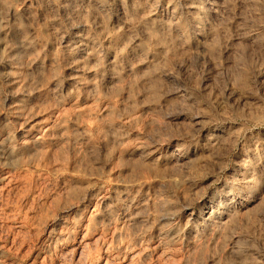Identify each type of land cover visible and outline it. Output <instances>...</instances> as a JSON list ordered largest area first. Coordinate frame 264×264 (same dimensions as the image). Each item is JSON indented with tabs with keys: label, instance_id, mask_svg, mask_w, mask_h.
I'll use <instances>...</instances> for the list:
<instances>
[{
	"label": "rangeland",
	"instance_id": "rangeland-1",
	"mask_svg": "<svg viewBox=\"0 0 264 264\" xmlns=\"http://www.w3.org/2000/svg\"><path fill=\"white\" fill-rule=\"evenodd\" d=\"M0 29V264H264V0H0Z\"/></svg>",
	"mask_w": 264,
	"mask_h": 264
},
{
	"label": "bare ground",
	"instance_id": "bare-ground-1",
	"mask_svg": "<svg viewBox=\"0 0 264 264\" xmlns=\"http://www.w3.org/2000/svg\"><path fill=\"white\" fill-rule=\"evenodd\" d=\"M3 1V0H2ZM21 1V0H20ZM30 4V3H29ZM179 4V3H178ZM191 4V3H190ZM198 4V3H197ZM161 7V6H160ZM8 9V8H7ZM32 9V8H31ZM173 9V8H172ZM21 10V9H20ZM9 12V11H8ZM4 15V14H3ZM25 15V14H24ZM104 18V17H103ZM7 21V20H6ZM26 21V20H25ZM24 21V22H25ZM32 21V20H31ZM5 23V22H4ZM117 23V22H116ZM7 24V23H6ZM123 24V23H122ZM20 25V24H19ZM3 26V25H2ZM168 26V25H167ZM166 26V27H167ZM146 28V27H145ZM199 28V27H198ZM89 29V28H88ZM1 30V29H0ZM116 32V31H115ZM109 33V32H108ZM110 33H111V31H110ZM155 33V32H154ZM3 35H4V33H3ZM32 35V34H31ZM88 35V34H87ZM79 37V36H78ZM109 37V36H108ZM111 41V40H110ZM6 42V41H5ZM22 43V42H21ZM88 43H90L89 42V40H88V38L86 37H84V38H77V39H75L74 40V42L71 44V47H73L75 50H78L79 51V53H82L81 55H83V53L85 54V51H86V47H87V44ZM7 44V43H6ZM91 44V43H90ZM89 44V45H90ZM105 44V43H104ZM125 44V43H124ZM26 45V44H25ZM21 46H22V44H21ZM13 47V46H12ZM119 48V47H118ZM2 49V48H1ZM8 49V48H7ZM32 49V48H31ZM89 49V48H88ZM10 50V49H9ZM2 51V50H1ZM12 51V50H11ZM77 51V52H78ZM90 51H91V49H90ZM142 51V50H141ZM15 52V51H14ZM2 54V53H1ZM9 54H11V53H9ZM37 55V54H36ZM86 56V55H85ZM72 59V58H71ZM110 60V59H109ZM94 63H95V61H94ZM90 65V64H89ZM107 67V66H106ZM73 68V67H72ZM113 68V67H112ZM111 68V69H112ZM162 74V73H161ZM147 81V80H146ZM208 138V137H207ZM216 138V137H215ZM214 138V139H215ZM212 144V143H211ZM217 149V148H216ZM240 176V175H239ZM238 176V177H239ZM244 176V175H243ZM238 181V180H237ZM226 189V188H225ZM246 191V190H245ZM228 192V191H227ZM232 193V192H231ZM227 196V195H226ZM226 196H225V198H226ZM228 199H230V197L228 198ZM225 202H227V201H225ZM230 202V201H229ZM222 204V203H221ZM213 208V207H212ZM227 209V204H225L224 203V208H223V210H221L222 211V213H223V218H221V220L218 222V225H217V230H218V233L221 231V230H223V229H225L228 225H229V223L230 222H232V220H231V218H230V216L228 215V210H226ZM220 210V209H219ZM204 211V210H203ZM217 212V211H216ZM234 212V211H233ZM207 213H209V212H207ZM215 213V212H214ZM233 214V213H232ZM211 215V214H210ZM207 220L206 221H208V223H210L209 221H210V218L208 219V218H206ZM202 224V223H201ZM215 224V223H214ZM231 224V223H230ZM236 232V231H235ZM220 234V233H219ZM216 237V236H215ZM218 243V242H217Z\"/></svg>",
	"mask_w": 264,
	"mask_h": 264
}]
</instances>
